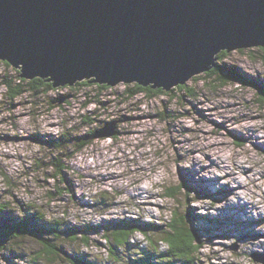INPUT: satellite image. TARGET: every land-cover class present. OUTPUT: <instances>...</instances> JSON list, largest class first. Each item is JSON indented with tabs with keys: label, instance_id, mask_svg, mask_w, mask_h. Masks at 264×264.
Returning <instances> with one entry per match:
<instances>
[{
	"label": "rangeland",
	"instance_id": "374dc122",
	"mask_svg": "<svg viewBox=\"0 0 264 264\" xmlns=\"http://www.w3.org/2000/svg\"><path fill=\"white\" fill-rule=\"evenodd\" d=\"M222 53L216 65L231 80L204 72L190 92L150 96L137 84L88 83L12 100L5 80L20 73L0 61V204L11 214L0 228L37 209L52 225L78 227L77 239L57 242L64 252L106 264L109 222L155 224L159 239L178 213L201 247L197 264H264V50ZM113 122L115 135L99 137ZM130 241L150 247L142 232ZM39 250L21 239L0 248V264H34Z\"/></svg>",
	"mask_w": 264,
	"mask_h": 264
},
{
	"label": "water",
	"instance_id": "95a60500",
	"mask_svg": "<svg viewBox=\"0 0 264 264\" xmlns=\"http://www.w3.org/2000/svg\"><path fill=\"white\" fill-rule=\"evenodd\" d=\"M253 47L264 48V0H0V61L54 89L169 92ZM108 126L99 137L115 135Z\"/></svg>",
	"mask_w": 264,
	"mask_h": 264
},
{
	"label": "trees",
	"instance_id": "16d2710c",
	"mask_svg": "<svg viewBox=\"0 0 264 264\" xmlns=\"http://www.w3.org/2000/svg\"><path fill=\"white\" fill-rule=\"evenodd\" d=\"M264 50V48H263ZM226 53L223 52L218 58H224ZM5 63V62H4ZM5 65L10 68L8 63ZM221 70L216 66L213 68L208 75H218L219 80L229 81L232 79L231 75L222 74ZM234 70V69H231ZM18 74L20 73L17 71ZM234 79V78H233ZM19 82V83H17ZM89 82L78 83L77 86H87ZM5 85L8 87L10 99L14 100L27 90L39 91L42 88L54 89L51 83L46 80L34 79L31 81L21 78L20 75L13 79L5 80ZM102 89H107L108 86H100ZM261 92L259 96L262 102L264 101V86H259ZM136 89L140 93L147 95L153 94H165L161 89L153 90L150 87L144 88L136 85ZM178 90L190 92L187 85L178 86ZM192 95V94H191ZM64 139V138H63ZM64 141H66L64 139ZM82 143L80 147L83 146ZM63 143L58 142L56 147L61 148ZM60 167V165H59ZM60 170V169H59ZM186 183H181L179 189H185L187 194H190V189ZM0 215L4 216L5 219H10L11 214L8 211V206L0 204ZM43 221V222H41ZM0 228V248L5 249L8 246H13L21 239L30 238L36 241L41 250L33 254V263H43L45 261L62 260L63 264H102L93 262L85 257L79 255L73 256L64 252L58 246V241L64 240H75L78 238V227L64 229L59 223L52 225L46 222L44 215L39 211L35 210L34 213L28 214L23 218H15L14 222L7 221L1 224ZM88 228V227H87ZM169 232H164V236H159V239H154L153 234L159 233L157 225L142 223L139 220H116L108 223L106 227L107 237L110 239V261L106 264H197L196 256L200 251V246L196 244V236L192 229V223L186 220L184 216L175 213L172 222L168 225ZM137 232L145 234L146 238L149 239L150 247L141 248L136 244H131L130 239ZM66 235V237H64ZM85 244H89L88 238H83ZM166 242L168 250L161 251L159 244L160 242Z\"/></svg>",
	"mask_w": 264,
	"mask_h": 264
},
{
	"label": "bare ground",
	"instance_id": "6f19581e",
	"mask_svg": "<svg viewBox=\"0 0 264 264\" xmlns=\"http://www.w3.org/2000/svg\"><path fill=\"white\" fill-rule=\"evenodd\" d=\"M239 76V75H238ZM239 78V77H238ZM92 84V83H91ZM259 226V225H258Z\"/></svg>",
	"mask_w": 264,
	"mask_h": 264
}]
</instances>
